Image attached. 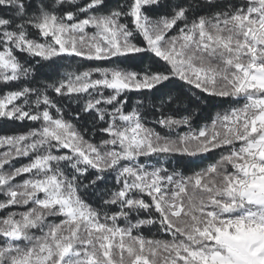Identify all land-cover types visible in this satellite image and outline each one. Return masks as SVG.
<instances>
[{
	"label": "snow or ice",
	"instance_id": "1",
	"mask_svg": "<svg viewBox=\"0 0 264 264\" xmlns=\"http://www.w3.org/2000/svg\"><path fill=\"white\" fill-rule=\"evenodd\" d=\"M0 264H264V0H0Z\"/></svg>",
	"mask_w": 264,
	"mask_h": 264
}]
</instances>
